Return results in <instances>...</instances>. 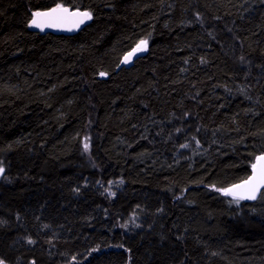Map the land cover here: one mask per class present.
<instances>
[{
  "label": "trees",
  "instance_id": "trees-1",
  "mask_svg": "<svg viewBox=\"0 0 264 264\" xmlns=\"http://www.w3.org/2000/svg\"><path fill=\"white\" fill-rule=\"evenodd\" d=\"M261 154L264 0H0L2 264H264Z\"/></svg>",
  "mask_w": 264,
  "mask_h": 264
},
{
  "label": "snow or ice",
  "instance_id": "snow-or-ice-1",
  "mask_svg": "<svg viewBox=\"0 0 264 264\" xmlns=\"http://www.w3.org/2000/svg\"><path fill=\"white\" fill-rule=\"evenodd\" d=\"M69 18H76L74 23L75 26H78V24L83 23L84 20L90 19L91 13L88 11L81 12L79 10L70 12L69 9L62 4H57L55 8L47 12H34L32 14L31 25L39 27L41 30H43L44 27H61ZM146 43V41H141L128 56L130 57L133 53L140 50L141 46ZM127 59L128 57H125V60ZM101 75H104V73H101ZM256 160L258 163L252 165L253 175L249 177L248 180L244 181L242 184L233 185L231 188L221 189L225 194L231 195L237 203L239 200L245 198L255 199L256 192L261 186H264V155L257 156ZM3 171L4 169L0 167V173ZM0 264H2V262H0Z\"/></svg>",
  "mask_w": 264,
  "mask_h": 264
},
{
  "label": "water",
  "instance_id": "water-1",
  "mask_svg": "<svg viewBox=\"0 0 264 264\" xmlns=\"http://www.w3.org/2000/svg\"><path fill=\"white\" fill-rule=\"evenodd\" d=\"M55 7L56 6H51L49 8L37 10V11H34V12H47L50 9L55 8ZM64 7L68 8L70 12H74V11H77V10H79L81 12L87 11L85 9H80V8H69L67 6H64ZM75 19L76 18H69V20L63 26H61V27H44V29L41 30L39 27H36V26L31 25V20H32V15H31L30 27L32 29H34V30H37V31H40V32H43V33L49 32V33H52V34H72V33L76 32V31L80 30L81 28H83L89 22V20H90V19H86V20H84L83 23H79L78 26H75V23H74ZM136 47H134V48H136ZM134 48L128 50L127 52H125L123 54V56L121 57V59L119 61V64L117 66V69L120 68V67H128V66H130L132 64L133 60H135L138 57H141L144 54V52H145V46L142 45L141 48H140V50L136 51L135 53H133L129 57L128 54L129 53H132ZM125 57H128V59L125 60ZM261 155H264V154H261ZM261 155H259V156H261ZM257 163H258L257 160H255L254 164H257ZM252 175H253V168L251 169V173L249 174V176L247 178H245V179H243V180H241L239 182L233 183V184L227 186L225 189L231 188L233 185L242 184L244 181L248 180V178L251 177ZM262 187L263 186H261L259 188V190ZM259 190L256 192V196H257ZM226 195H228V194H226ZM229 196H231V195H229ZM242 200L250 201V200H253V199H247V198H245V199H242Z\"/></svg>",
  "mask_w": 264,
  "mask_h": 264
},
{
  "label": "rangeland",
  "instance_id": "rangeland-1",
  "mask_svg": "<svg viewBox=\"0 0 264 264\" xmlns=\"http://www.w3.org/2000/svg\"><path fill=\"white\" fill-rule=\"evenodd\" d=\"M140 44V43H139Z\"/></svg>",
  "mask_w": 264,
  "mask_h": 264
}]
</instances>
